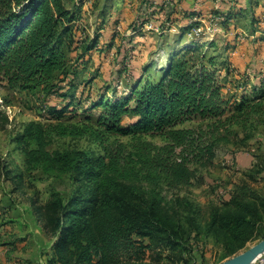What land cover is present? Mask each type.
<instances>
[{
  "label": "trees",
  "instance_id": "obj_1",
  "mask_svg": "<svg viewBox=\"0 0 264 264\" xmlns=\"http://www.w3.org/2000/svg\"><path fill=\"white\" fill-rule=\"evenodd\" d=\"M74 1L0 0V80L9 89L41 90L48 100H64L67 94L57 88L68 66L65 40L77 17L67 3ZM203 54L198 46L172 54L158 81L146 82L124 98L99 96L82 113L72 109L71 102L50 103L48 119L58 122V135L90 137L101 148L97 154L48 151L50 134L41 123L30 122L17 134L15 143L28 167L57 168L74 186L68 196L56 195L35 208L44 231L55 240L56 262H184L196 220L183 223L170 214L163 207L166 193L173 195L175 204L205 219L207 232L223 238L229 251L254 240L264 198L254 196L248 182L238 186L227 211L214 204L197 208L176 194L193 187L201 169L213 167L227 124L241 125L242 117L264 112V90L229 110L220 76ZM67 114L79 122L62 123ZM126 116L135 119L129 127L122 124ZM9 122L0 109V130ZM188 122L207 125L185 128ZM150 137H159L162 144L146 140ZM259 172L264 174V161ZM7 173L3 164L0 179Z\"/></svg>",
  "mask_w": 264,
  "mask_h": 264
},
{
  "label": "rangeland",
  "instance_id": "obj_2",
  "mask_svg": "<svg viewBox=\"0 0 264 264\" xmlns=\"http://www.w3.org/2000/svg\"><path fill=\"white\" fill-rule=\"evenodd\" d=\"M67 8L77 18L65 40L67 70L58 80V93L67 94L64 100L59 96L48 100L41 90H11L0 80V109L10 120L0 130V168L4 164L8 170L0 179V264H59L55 240L44 231L35 208L56 195L68 196L74 188L69 175L57 168L26 165L15 143L24 126L45 125L50 134L47 149L52 153L101 151L90 137L59 136L58 122L48 119L50 103L71 102V108L82 113L99 96L127 97L146 82L158 81L170 55L195 46L220 76L229 110L264 90V0H75ZM263 119L264 112L242 117L241 125L227 124L213 167L201 169L195 185L176 194L197 208L214 204L227 211L238 186L248 182L254 196L264 198V174L259 172L264 161ZM61 122L76 124L79 118L67 114ZM134 122L126 116L122 124L129 127ZM206 125L188 122L184 127ZM146 140L162 144L159 137ZM165 196L163 207L176 219L196 220L190 251L184 262L174 264H220L264 240V213L254 240L229 251L223 238L207 232L205 219L175 204L171 193Z\"/></svg>",
  "mask_w": 264,
  "mask_h": 264
},
{
  "label": "water",
  "instance_id": "obj_3",
  "mask_svg": "<svg viewBox=\"0 0 264 264\" xmlns=\"http://www.w3.org/2000/svg\"><path fill=\"white\" fill-rule=\"evenodd\" d=\"M264 255V240L220 264H254Z\"/></svg>",
  "mask_w": 264,
  "mask_h": 264
},
{
  "label": "built area",
  "instance_id": "obj_4",
  "mask_svg": "<svg viewBox=\"0 0 264 264\" xmlns=\"http://www.w3.org/2000/svg\"><path fill=\"white\" fill-rule=\"evenodd\" d=\"M259 262V264H264V259L263 256H261L260 258L257 259V261L255 263ZM254 263V264H255Z\"/></svg>",
  "mask_w": 264,
  "mask_h": 264
}]
</instances>
